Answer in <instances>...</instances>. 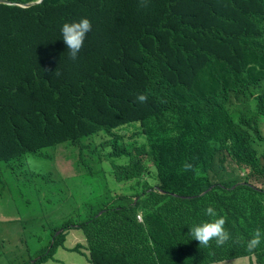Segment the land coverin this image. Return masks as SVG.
<instances>
[{
  "label": "trees",
  "instance_id": "1",
  "mask_svg": "<svg viewBox=\"0 0 264 264\" xmlns=\"http://www.w3.org/2000/svg\"><path fill=\"white\" fill-rule=\"evenodd\" d=\"M1 1L0 168H9L13 181L21 175L15 182L30 187L31 201H50L74 177L53 163L52 152L82 176L119 183L92 190L76 203L75 217L47 232L31 226L29 243L14 239L10 249L18 254L8 264L56 261L76 227L94 239L90 264H190L172 262L175 250L160 248L182 250L180 236L187 238L190 226L169 227L165 215L150 219L148 231L159 240L147 254L145 240L133 238L142 225L128 212L150 196L151 177L171 206H192L182 213L185 222L187 212L197 222L196 210L220 206L229 244L243 239L225 251L187 238L202 251L196 261L247 256L254 219L233 193L264 206V190L247 181L264 184V0H146L144 8L140 0ZM82 18L92 28L72 60L61 28ZM34 159L51 164L34 170ZM185 163L193 170L183 171ZM234 163L251 172L240 175ZM22 221L6 222L8 237ZM118 227L131 235L121 237L120 248L105 246L111 239L104 231Z\"/></svg>",
  "mask_w": 264,
  "mask_h": 264
},
{
  "label": "rangeland",
  "instance_id": "2",
  "mask_svg": "<svg viewBox=\"0 0 264 264\" xmlns=\"http://www.w3.org/2000/svg\"><path fill=\"white\" fill-rule=\"evenodd\" d=\"M132 132H129L127 136H129ZM53 154V163L61 165V168L69 171L74 177H70L65 184L58 190L57 195L53 198V195L49 194L48 196L51 198L48 202L41 201H31L26 193L30 190V187L21 185L15 181H22L21 175L15 178V181L11 180L9 177L10 169L5 165H2L0 168V240L4 239V246L0 243V253H4L0 256V264H8L9 259L13 258L15 253L13 252L11 245L16 242L15 238L21 240L23 243H29L32 230L31 226H34L37 229H40L44 226V232L48 231V226L63 221L67 217H75L76 216V203L81 202L87 196H89L90 192L96 188H100L102 186H106L110 189H115L118 187L119 183H117L112 177L110 179L105 180V178L92 179L85 176L80 175V173L75 169L73 161L63 160L59 163L60 155ZM51 163L47 162L43 164L38 160H31L30 165L34 167V170H43L47 168ZM237 170H239L240 165L235 164ZM31 168V167H30ZM33 169V168H31ZM251 172V168H242L239 170V174H248ZM250 184L261 187L264 190V184L260 183L256 180H247ZM151 194L148 199L139 206L132 207V210L128 213L130 215H135L137 213L142 215L143 218V227L146 228V215L148 212V207L152 206L156 211L162 212L165 214L166 219L169 220V223H179L184 224L186 226H190V228L194 225H198L202 222H207L215 219L216 217H209L204 214L205 209L207 207L196 210L195 214L197 217V222L195 219H191L189 212L186 214V219L189 223H192V226L183 220L182 213L191 208L190 205H185L180 202H175L174 206H171L167 198L165 197V193L157 186V182L154 177L148 179V187ZM234 195L239 196V198L243 199L242 204H244L249 210L244 213V216L248 221L254 222L252 225V229L255 231L256 229H260L264 232V214L263 216H255L253 215L254 211H259L264 208L261 201L253 200L245 195V192L240 190L239 192H234ZM142 196V195H140ZM140 196H137L138 199ZM262 198V197H260ZM218 216L219 214L224 215L227 214L220 206L215 209ZM188 215V216H187ZM229 215V214H228ZM22 218V223L19 227L15 229L14 236L8 237L6 234V222L10 220H17ZM238 219L241 221H245L242 216H238ZM246 222V221H245ZM113 224V223H112ZM115 225V224H113ZM225 227V225H224ZM61 229V228H60ZM226 229V228H225ZM104 236L109 237L111 241H107V239H103V244L105 246H117L120 248L121 237L123 235H131L121 228H112L110 230L104 231ZM188 239L192 240L188 235ZM185 236H180V243L182 250H176L178 254L186 261H189L190 264H202L195 260V257L198 255L197 253L189 252L193 250L189 241ZM14 240V241H13ZM94 242V239L90 236L89 232H86L83 229L70 228L66 232V237L64 241V248H60L54 255L57 259L49 260L42 264H90L87 261L88 255V246ZM243 242V239L239 243L229 244V241L223 246L217 247L215 241H212L209 249H220L223 248L225 251H231L236 246L240 245ZM76 244H81L79 246V251L73 250ZM185 251V252H184ZM202 252V251H199ZM259 253L263 255L264 259V239H262L261 244L259 245ZM139 255V253H137ZM242 258L244 264H248L252 261V264H259L257 262L256 252L252 251L246 254ZM250 258H249V257ZM241 257V256H240ZM227 260L224 261L226 264Z\"/></svg>",
  "mask_w": 264,
  "mask_h": 264
},
{
  "label": "clouds",
  "instance_id": "3",
  "mask_svg": "<svg viewBox=\"0 0 264 264\" xmlns=\"http://www.w3.org/2000/svg\"><path fill=\"white\" fill-rule=\"evenodd\" d=\"M138 7L139 8L147 7L146 0H140V4L138 5ZM91 28H92L91 22L87 18H82L78 22L63 24L61 28L62 41L66 45L70 59L75 60L77 58L78 53L83 47L86 34L91 31ZM56 74L59 75L58 72ZM147 98H148L147 95L139 94L137 96V101L140 103H144L146 102ZM192 170H193L192 164L185 163L183 165V171H192ZM136 197L137 196L133 198V202L137 200ZM204 214L206 216L216 217V218L211 221L202 222L198 225L192 226L189 229V236H191L192 239L197 241L200 247H205V248L209 247L212 241H215V244L217 247L223 246L231 239L230 233L224 227L226 223V218L223 216H218L216 210L212 206L207 207L205 209ZM136 229L137 228H135V230ZM262 239H264V232H262L260 229H256L253 232L251 239L247 241V244H246L247 250L249 252L254 251L257 247H259V245L262 242ZM233 242L239 243L240 241L237 238ZM75 251H79V250H75ZM194 252L195 253L198 252L197 256L200 255L199 249H194L193 253ZM232 259H235V258H232ZM232 259H228V260H232ZM214 262H217V261H214ZM204 264H207V263H204Z\"/></svg>",
  "mask_w": 264,
  "mask_h": 264
},
{
  "label": "crops",
  "instance_id": "4",
  "mask_svg": "<svg viewBox=\"0 0 264 264\" xmlns=\"http://www.w3.org/2000/svg\"><path fill=\"white\" fill-rule=\"evenodd\" d=\"M165 215L164 213L162 212H157V211H154V212H147V215H146V228H144L142 226V228H137L135 231H134V235H133V238L134 239H143L145 240V244H146V248H145V251L144 253L147 254L150 252V250L153 248V247H156V244L155 242L158 241L159 239L158 238H153L152 235L150 234V232L148 231L149 230V226L151 224V222L153 220H150L154 217H159V216H163ZM139 216V217H138ZM135 218L137 220V223L140 224V225H143V218H142V215L137 213L135 214ZM169 227L171 225V223H168ZM166 243H163L162 245H160V248L162 250H169V249H174L175 250V257L174 259L172 260V262H175V260L177 261H180V262H177V263H183V262H189V261H186L184 260L176 250H178L177 248L175 247H172L170 245L167 246V248H164V245ZM193 250L189 251V252H193ZM55 255V254H54ZM243 257H237L235 259H232V260H227L226 264H244L243 263V260H242ZM51 260H54V259H51ZM224 261H217V262H212V263H207V264H224ZM47 262V261H46ZM45 263V262H44ZM204 264V263H203ZM248 264H250L249 260H248Z\"/></svg>",
  "mask_w": 264,
  "mask_h": 264
},
{
  "label": "water",
  "instance_id": "5",
  "mask_svg": "<svg viewBox=\"0 0 264 264\" xmlns=\"http://www.w3.org/2000/svg\"><path fill=\"white\" fill-rule=\"evenodd\" d=\"M41 0H39L37 3H39ZM0 2H2L1 0H0Z\"/></svg>",
  "mask_w": 264,
  "mask_h": 264
}]
</instances>
